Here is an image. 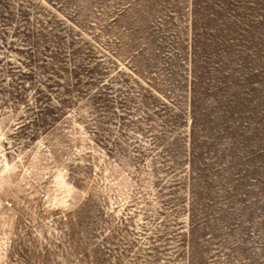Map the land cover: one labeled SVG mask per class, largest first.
Listing matches in <instances>:
<instances>
[{
	"label": "rangeland",
	"instance_id": "obj_1",
	"mask_svg": "<svg viewBox=\"0 0 264 264\" xmlns=\"http://www.w3.org/2000/svg\"><path fill=\"white\" fill-rule=\"evenodd\" d=\"M0 264H264V0H0Z\"/></svg>",
	"mask_w": 264,
	"mask_h": 264
}]
</instances>
